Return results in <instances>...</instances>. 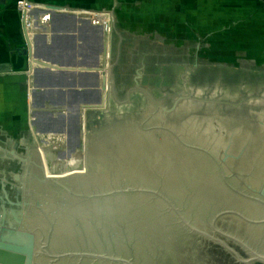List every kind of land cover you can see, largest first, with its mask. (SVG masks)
<instances>
[{"label":"rangeland","instance_id":"374dc122","mask_svg":"<svg viewBox=\"0 0 264 264\" xmlns=\"http://www.w3.org/2000/svg\"><path fill=\"white\" fill-rule=\"evenodd\" d=\"M147 4L155 8L151 14L130 13L131 7L145 9ZM98 10L112 14L104 90L93 69H71L62 62L51 67L32 60V94L25 92L19 101L14 97L15 106L0 96L4 133L31 150L51 144L78 147L83 137L90 143L93 165L207 200L243 198L224 189L223 180L264 197L263 51L258 53L251 40L240 46L239 32L236 38L208 32L203 19L197 21L199 32L193 31L191 13L180 17L159 12L166 11L163 0H117ZM68 15L77 42L71 52L97 57L94 39L103 34V23L87 15ZM249 37L257 36L253 32ZM83 40L85 47L79 45ZM92 56L82 61L93 64ZM62 65L65 68H57ZM49 86L57 90L52 92L59 102L47 105ZM31 99L62 116L45 120L48 115L32 111ZM23 106H29L26 115ZM41 128L54 129L38 133Z\"/></svg>","mask_w":264,"mask_h":264},{"label":"water","instance_id":"95a60500","mask_svg":"<svg viewBox=\"0 0 264 264\" xmlns=\"http://www.w3.org/2000/svg\"><path fill=\"white\" fill-rule=\"evenodd\" d=\"M89 145L31 150L0 128V263L264 264V238L240 206L95 166ZM221 186L264 206L259 193Z\"/></svg>","mask_w":264,"mask_h":264},{"label":"crops","instance_id":"0c3cea01","mask_svg":"<svg viewBox=\"0 0 264 264\" xmlns=\"http://www.w3.org/2000/svg\"><path fill=\"white\" fill-rule=\"evenodd\" d=\"M16 1L17 0H0V96H4V100L8 102V104L15 106L17 102L15 103L16 100L14 97H18L17 101H19V99L25 95V92L27 94V92L33 91L34 74H32V71L29 69H31V65L33 63L32 60L35 59H38L46 64L52 61L62 62L65 64L64 66H69L70 68L75 69L84 67L83 71L93 69L100 76L102 83V86L100 87L104 90L105 84L103 74L106 70V68L104 69V67H106L105 64L109 63L110 24L112 14L109 11L94 14L90 10H98L109 7L111 2L114 5L117 0H32L46 5H55L72 9H88L77 10L74 11V13L77 15L91 16L94 19L100 18L104 24L107 23V25H105V30L103 29V45H101V39L99 36L94 39L97 46H99V49L96 54L97 57L93 58L95 55L93 54L92 56V54H89L92 56L90 60H95V63L89 65L82 61V58L90 57L85 53V51H83L80 55H74V52H71L70 50L72 49L74 43L77 44L76 36L74 37L73 35L74 28H72V23L69 21L68 14L70 12H59L48 8L47 10L34 11L32 19L38 15H41V19L36 20V22L33 23L35 26L34 30L36 29L37 31H34L30 35L31 37H28L26 36L19 20ZM131 1H135V3H137V1L144 0ZM163 1L164 9H166V11L164 10L165 12H159L164 14H168L169 12L180 17H185L187 16L186 14L191 13L194 19V29L192 28L193 31L199 32L200 28L196 26L197 21L199 23L203 19L208 23V32L221 31V34L232 33L235 38L237 37V32H239L241 34L240 46L244 47V45H247L248 43L245 42L251 40V42H249L251 45L253 44L252 46H255L258 49L257 52L259 53L263 51L264 53V0ZM153 9H155L154 6L150 7L149 5L148 8H139L138 10L136 7L134 9L131 7L130 13L132 12L133 15H147L151 14L152 11L150 10ZM161 9L162 8L157 10ZM142 10L143 12H141ZM183 22L185 23L184 20ZM253 32L257 36L256 38L249 37L253 36ZM247 33H249V35H247ZM258 33L259 37L263 40L258 39ZM77 36L80 38L79 35ZM255 39L258 40L256 41ZM79 45L85 47V41H80ZM87 48L88 47H86V49ZM23 49H28L30 55L29 53H25ZM96 61L98 62L97 65ZM91 73H86L85 75H89ZM85 75L82 78H84ZM52 76L53 75H50L49 77ZM64 78L67 80L66 76ZM40 87L41 86H39V88ZM50 87L51 86L46 88L47 93L57 91L54 87ZM44 101L47 105L52 104V101L46 100L45 98ZM23 102L24 101L22 100L21 103L23 104ZM57 102L59 101L56 99V103ZM27 103H29V100ZM32 105L35 106L32 111L38 114H43L44 116H49L45 117V120L56 121L58 116H62V114H52V109L50 108L34 105V99H31V104L29 106L31 107ZM28 107L24 108L23 106V114L25 113L26 115L28 113L26 112ZM3 108L5 111L6 106H3ZM9 111L10 110L8 108L6 112L9 114ZM51 114L52 117L50 116ZM37 117L40 119L43 118L40 115ZM6 118L10 119L12 117L8 115ZM65 119L67 122L70 120L67 115H65ZM30 125L32 126V123H30ZM53 129L54 128L50 130ZM50 130H43L41 128L38 132H50Z\"/></svg>","mask_w":264,"mask_h":264},{"label":"flooded vegetation","instance_id":"af4514ba","mask_svg":"<svg viewBox=\"0 0 264 264\" xmlns=\"http://www.w3.org/2000/svg\"><path fill=\"white\" fill-rule=\"evenodd\" d=\"M87 157L89 158L88 154ZM88 161L93 164V161H90L88 159ZM98 164V163H97ZM226 206H240L241 209L244 211L245 216V220L247 222V224L258 234L260 235L262 238H264V206H261L259 202H256L254 200H250V199H226V200H211ZM258 208H261L263 210H260ZM255 211H252V210ZM251 221H257V222H262L259 224L256 223H251Z\"/></svg>","mask_w":264,"mask_h":264},{"label":"built area","instance_id":"2783aa9c","mask_svg":"<svg viewBox=\"0 0 264 264\" xmlns=\"http://www.w3.org/2000/svg\"><path fill=\"white\" fill-rule=\"evenodd\" d=\"M16 8L18 10V14H19V20L22 24V28L26 34V36L31 37L30 35L34 32L37 31L36 29L34 30V25L33 23L36 22V20L41 19V15L36 16L34 19H32L34 11H38V10H47L46 4L43 3H39V2H35L32 0H17L16 1ZM77 10H88V9H75V11ZM91 12L95 13H100L106 10H90ZM91 17V16H90ZM94 19V18H93ZM100 20V18H97ZM103 25H107L104 24V22L102 20H100ZM108 22V21H107ZM38 28V27H37Z\"/></svg>","mask_w":264,"mask_h":264},{"label":"bare ground","instance_id":"6f19581e","mask_svg":"<svg viewBox=\"0 0 264 264\" xmlns=\"http://www.w3.org/2000/svg\"><path fill=\"white\" fill-rule=\"evenodd\" d=\"M31 93H32V92H31ZM44 98H45L46 100L55 101V103H56L55 94H53V92H49V93H47V95L44 96ZM88 159H89V158H88ZM193 195L196 196V193H194Z\"/></svg>","mask_w":264,"mask_h":264}]
</instances>
